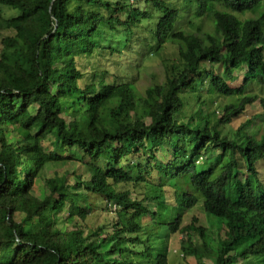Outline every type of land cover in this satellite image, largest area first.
<instances>
[{
  "label": "trees",
  "instance_id": "16d2710c",
  "mask_svg": "<svg viewBox=\"0 0 264 264\" xmlns=\"http://www.w3.org/2000/svg\"><path fill=\"white\" fill-rule=\"evenodd\" d=\"M4 8L13 15L2 16ZM204 19L211 28L201 29ZM0 30L14 33L0 53V264H132L134 257L168 264L165 250L177 233L196 235L211 264H264V144L245 131L257 119L264 124V98L252 95L264 89V0H0ZM167 45L177 62L166 67L163 84L141 96L123 60L155 56ZM243 68L241 85L232 87ZM256 101L261 112L233 139L222 136L221 127ZM49 138L88 157L85 191L116 209L107 238L55 227L66 204L68 221L92 212L88 197L69 192L63 180L50 181L43 200L31 194L46 166L62 160L43 148ZM117 144L128 150L114 154ZM162 150L173 161L163 163ZM202 156L216 163L204 170ZM152 171L155 185L145 179ZM142 183L154 195L141 201L115 190ZM162 186L174 190L175 210L201 205L209 228L224 230L216 247L207 227L194 218L183 228L177 211L163 222L161 248L160 218L170 211ZM154 201L152 212L144 202ZM114 255L119 260L105 259Z\"/></svg>",
  "mask_w": 264,
  "mask_h": 264
},
{
  "label": "rangeland",
  "instance_id": "374dc122",
  "mask_svg": "<svg viewBox=\"0 0 264 264\" xmlns=\"http://www.w3.org/2000/svg\"><path fill=\"white\" fill-rule=\"evenodd\" d=\"M2 16L9 17L10 15H13V11L4 8L1 12ZM250 17L251 15H247ZM200 24L201 29L207 30L211 28V25L207 19H204L203 22H198ZM194 30H197V26H194ZM14 33L11 30H0V53L2 51L3 45L2 41L5 38L12 37ZM124 61V69L126 68L127 63L130 65V70L123 72V74H126L129 72L131 74L130 78L132 79L136 90L138 94L141 96L144 95V92L153 86L161 85L165 82L166 77V67L171 66L172 64L176 63V50L167 45L166 48L156 53L155 56H148V57H140L136 54L131 55V59L129 62L127 60ZM81 63V61L79 60ZM126 64V65H125ZM87 67L86 70H90V64L86 63ZM99 66V65H98ZM101 66V65H100ZM101 69L103 67L101 66ZM116 73H119L121 69H116ZM122 72V71H121ZM246 70L240 69V71L235 72L236 80L231 85L232 87H239L242 83L243 76L245 74ZM252 95H257L259 97L264 98V89H261L259 87L253 88ZM218 105H225L227 104V99L219 98L217 99ZM70 100L64 101V106L67 107L68 111L71 110L70 107ZM217 104L213 106L215 110L216 117L219 119L221 118V110L217 109ZM260 107L259 104H257V101L250 107L247 108L245 115L241 116L240 118L234 120L230 124H227L225 126L221 127L222 136L227 137L228 139H233L236 133V130L239 129V127L243 124H245L246 120L250 118H254L256 115L260 113ZM69 119V118H68ZM259 122H262V119H257L256 121H253L252 125L249 126L245 131L249 133L250 135L254 136L257 139L258 143L264 144V124L262 123L261 126L258 124ZM19 137L16 134H9L8 135V141L16 143L18 141ZM52 138L47 139L43 142V148L45 149L46 153H51L53 151H57V155H59L62 160L58 163H53L50 165H47L44 171L42 172L41 176L35 180L34 185L31 190V194L37 198L38 200H43L47 196L51 195V190L48 185L50 181H64V185L66 186L67 190L72 193H77L82 196L88 197V202L92 206V212L86 217H73L70 221L67 220L68 217V204H66L62 210L54 217L57 219L55 223V227L66 230V231H73L75 229H78L80 231H83L84 236L96 231L99 233V235L102 236V238H107L111 234L112 227L117 219L116 217V209L114 206H111L109 201H106L103 197H100L98 195H92L85 191L83 183L87 182L89 180V173L88 170L85 168L84 163L89 162L88 157L85 156L84 152L79 149L78 147H73L71 149H67L65 147L59 148V146L55 145L52 142ZM127 146H121L120 144L114 145V154H120L123 152H126ZM171 154V153H170ZM219 152H217L215 155H218ZM158 158L162 160L163 163H167L168 161H173L171 159V155L168 156L167 152L162 150V153L158 154ZM108 157V156H107ZM206 159L202 156L200 158V167L202 169L208 168L210 165H212L215 162V159L212 158L210 161H205ZM154 164V163H153ZM151 164V165H153ZM173 171V170H172ZM260 171L261 176L264 180V164L260 165ZM157 172V171H156ZM155 171L151 172V176H145V179L151 183L152 185H155L158 183V177ZM23 176V175H22ZM22 178V177H21ZM183 186V185H182ZM163 193H165V196L167 200L170 203V211L164 212L165 209L163 206L160 208L161 213H167V215L162 217V220L160 218L161 224V236H160V242H161V248H163L164 245V225L163 222L165 219L172 220L173 217H175L176 212L178 211L181 213L183 218L182 227H188L190 224H192V221L194 218L198 220V224L200 226L207 227L208 236L211 238L210 245L212 247H216L217 244V238L219 236H223L224 230L221 229L220 232L217 231L216 228H209L208 224L206 223V215L201 209V205L195 206L192 210L188 212H183L182 209H174V200H173V189L170 187H164L162 186ZM116 192H129V197L131 200L135 201H141L145 199V196L148 194L150 196L154 195V188L151 187L148 191L146 189L145 184H137L135 185H117L115 186ZM56 197V195L54 196ZM144 204L150 209V211L155 212L157 209V202L154 201L152 203L144 202ZM175 212V213H174ZM23 219V215L17 213L15 215V221L20 222ZM148 218L142 219V224L145 225L146 223H149ZM102 230V233L99 232V230ZM26 230L35 231V227H29L26 226ZM157 230L153 227H151V233L154 234L152 237V242L155 243L157 238L159 237V234H157ZM192 235V238L190 240H187L184 234L177 233L173 236H170L168 240V246L166 251L168 264H211L210 261L205 259L200 253V240L196 235ZM111 245V242H107L103 249L100 250L101 252H104L109 249ZM127 246V245H125ZM185 248L183 249V247ZM107 261H113V260H119L118 255L112 256H106L105 258ZM245 263L242 259L238 260L236 264H242ZM132 264H152L151 262H148L145 258L140 257H134L132 258Z\"/></svg>",
  "mask_w": 264,
  "mask_h": 264
}]
</instances>
